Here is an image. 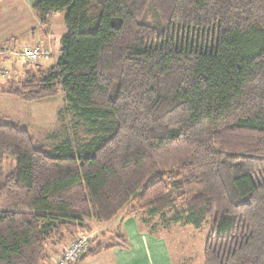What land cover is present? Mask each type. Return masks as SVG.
<instances>
[{
	"label": "trees",
	"instance_id": "16d2710c",
	"mask_svg": "<svg viewBox=\"0 0 264 264\" xmlns=\"http://www.w3.org/2000/svg\"><path fill=\"white\" fill-rule=\"evenodd\" d=\"M33 9L42 24L65 11L60 55L15 66L1 92L62 90L96 130L76 150L50 151L26 126L0 122V264H41L48 245L83 233L85 255L128 246L121 231L92 238L88 222L138 211L209 224L205 264H264V0Z\"/></svg>",
	"mask_w": 264,
	"mask_h": 264
},
{
	"label": "rangeland",
	"instance_id": "374dc122",
	"mask_svg": "<svg viewBox=\"0 0 264 264\" xmlns=\"http://www.w3.org/2000/svg\"><path fill=\"white\" fill-rule=\"evenodd\" d=\"M149 20L152 21V17ZM61 24L64 26V23ZM10 32L19 34L18 26L11 25L8 20L4 19L3 26L0 24V44L7 38L12 37L9 34ZM14 44L17 47L12 48L18 49V43ZM14 44L11 42L9 46ZM4 56L0 54V60ZM12 57L15 60L14 64L18 65L15 71L20 70L23 62L20 56L13 54ZM58 57L59 53L53 52L47 57L43 56L40 58V62L43 66L49 67L57 61ZM9 71V69L0 65V91L2 88L7 87L9 76L12 78L13 73ZM0 122H14L26 126L34 136L36 144L50 151L69 148L76 150L77 147L90 142L95 136L96 130L85 117L80 116L72 109L62 90L56 94H48L34 99H26L0 92ZM175 210L183 212L182 204H178ZM137 216L142 226L161 233L166 237L175 264H205L204 251L208 238L209 224L196 228L192 224L169 223L157 215L153 217L147 216L148 219L143 217L142 214ZM121 219L122 217H117V219H113V223L104 226H112L115 221L119 222ZM118 232L120 231L117 230L112 237H110L111 234L109 233L105 234L104 238L98 235V240H103L106 243L110 242V240L116 241L118 238L115 236ZM90 233L92 238L96 237L92 230ZM90 246L93 249L95 243ZM60 254L52 256L50 264H54L55 259ZM109 254V251H103L96 254L95 257L92 255L85 261V264L87 262H90L89 264H114L113 257L109 256ZM45 263H47L46 260L44 261Z\"/></svg>",
	"mask_w": 264,
	"mask_h": 264
},
{
	"label": "crops",
	"instance_id": "0c3cea01",
	"mask_svg": "<svg viewBox=\"0 0 264 264\" xmlns=\"http://www.w3.org/2000/svg\"><path fill=\"white\" fill-rule=\"evenodd\" d=\"M36 1L37 0H0L1 26H3V20L5 19L8 20L11 25L18 26L19 29V34L9 33L12 37L7 38L0 44V51L6 46H9L11 42L12 44L18 43V49L15 50H19L24 46H32L41 43L51 50L50 55L53 52H58L60 55L62 37L66 32L65 11L51 13L47 23L42 24L33 9V5ZM61 23H64V26ZM9 39L10 41H8ZM20 41H22V43H20ZM15 46L17 47L15 44L12 45V47ZM14 61L12 55H5L4 58L0 60V65L12 71L15 66L18 67V65L14 64ZM138 214H142L145 218L148 216L144 211H138L134 214L120 216V218L122 217L121 221H115L112 226L104 225H110L109 223H113V220L106 223H98L95 220L89 221L88 225L96 237H98V235L103 237L107 233L111 234L110 237H112L113 234L119 230L124 234V239L128 242V246L119 245L111 248H103L97 252L85 255L78 260L76 264H85V261H87L89 257H92V255L95 257L96 254L103 251H109V256L111 255V257H113L114 264H175L166 237L161 233L142 226L138 219ZM69 242L70 239L62 244L48 246L47 252L49 256L46 259L47 263L50 264L52 256L61 253ZM89 263L90 262H87V264ZM42 264H44V262Z\"/></svg>",
	"mask_w": 264,
	"mask_h": 264
},
{
	"label": "built area",
	"instance_id": "2783aa9c",
	"mask_svg": "<svg viewBox=\"0 0 264 264\" xmlns=\"http://www.w3.org/2000/svg\"><path fill=\"white\" fill-rule=\"evenodd\" d=\"M49 53L50 49L41 43L32 46H24L19 50H15L12 46H6L0 51L1 55H18L23 62H36ZM90 238V234L83 233L79 238L69 242L66 248L55 259L54 264H76V262L86 254Z\"/></svg>",
	"mask_w": 264,
	"mask_h": 264
}]
</instances>
